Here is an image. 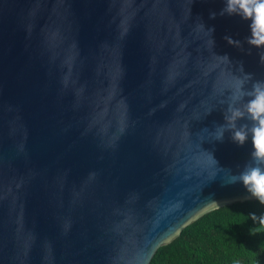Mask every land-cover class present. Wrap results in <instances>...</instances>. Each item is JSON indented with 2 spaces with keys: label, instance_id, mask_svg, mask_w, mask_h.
Returning a JSON list of instances; mask_svg holds the SVG:
<instances>
[{
  "label": "water",
  "instance_id": "95a60500",
  "mask_svg": "<svg viewBox=\"0 0 264 264\" xmlns=\"http://www.w3.org/2000/svg\"><path fill=\"white\" fill-rule=\"evenodd\" d=\"M224 6L0 0V264H150L204 214L255 200L229 183L251 138L214 132L264 65Z\"/></svg>",
  "mask_w": 264,
  "mask_h": 264
},
{
  "label": "clouds",
  "instance_id": "9594fccd",
  "mask_svg": "<svg viewBox=\"0 0 264 264\" xmlns=\"http://www.w3.org/2000/svg\"><path fill=\"white\" fill-rule=\"evenodd\" d=\"M224 4L220 15H236L244 21H250V36L246 37V42L261 50L258 53L259 62L264 65V0H224ZM215 16L216 13H210V18L214 19ZM201 26L204 28L202 23ZM206 31L211 37L214 28ZM224 39L230 45L242 49L240 41L229 36ZM211 43L214 45L213 39ZM220 57L230 62L227 55ZM239 63V69L243 72V63ZM244 76L245 79L240 80L239 87L232 93L224 111L225 123L215 129V140L222 142L224 134L230 132L232 142L243 146L251 138L250 159L238 174L231 175L229 183H241L249 194L246 198L255 199L264 205V79L253 80L252 73H244ZM245 80L251 81L249 89L244 88ZM240 121L246 122L238 123ZM216 203L213 201V207ZM246 217L258 222L260 228L257 231L264 230V214L257 216L250 213Z\"/></svg>",
  "mask_w": 264,
  "mask_h": 264
},
{
  "label": "trees",
  "instance_id": "16d2710c",
  "mask_svg": "<svg viewBox=\"0 0 264 264\" xmlns=\"http://www.w3.org/2000/svg\"><path fill=\"white\" fill-rule=\"evenodd\" d=\"M250 213L264 214V205L235 202L204 214L160 246L150 264H264V230Z\"/></svg>",
  "mask_w": 264,
  "mask_h": 264
}]
</instances>
